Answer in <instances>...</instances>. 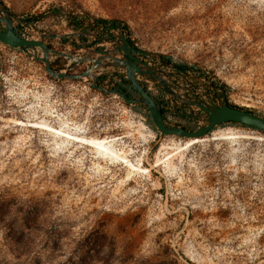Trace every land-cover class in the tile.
<instances>
[{"label": "rangeland", "instance_id": "rangeland-1", "mask_svg": "<svg viewBox=\"0 0 264 264\" xmlns=\"http://www.w3.org/2000/svg\"><path fill=\"white\" fill-rule=\"evenodd\" d=\"M2 1L33 36L78 32L67 26L73 12L123 21L128 32L110 33L192 65L226 102L264 116V0ZM90 31L47 42L75 57L110 45H94L104 33ZM54 64L85 68L67 57ZM90 82L52 78L0 42V264H264V131L216 126L174 156L167 176L155 165L161 143L190 138L161 137L132 104ZM198 124L185 117L182 126ZM221 130L240 137L226 141ZM104 135L119 136L111 146L134 163L130 178L123 163L97 169L93 149L75 137Z\"/></svg>", "mask_w": 264, "mask_h": 264}, {"label": "water", "instance_id": "water-1", "mask_svg": "<svg viewBox=\"0 0 264 264\" xmlns=\"http://www.w3.org/2000/svg\"><path fill=\"white\" fill-rule=\"evenodd\" d=\"M96 35L95 31H78L64 34H49L40 32L33 36L27 30L21 19L14 17L8 7L0 0V42L11 48L23 49L35 60L42 62L46 73L52 78L82 79L91 78L90 86L105 94H119L127 104L140 105L149 114L150 120L163 137L167 135L200 138L209 133L214 127L225 122H236L264 131V116L249 109L230 106L224 100V92L220 85L194 75L187 69L160 55L152 54L132 45L123 33L112 34L104 30V35L95 40L111 41L109 46L84 47L88 53L75 57L70 53L51 47L47 39L69 37L73 34ZM117 39L116 42H113ZM144 57L156 58L157 63L146 61ZM54 57H67L70 62L87 61L88 66L81 72L71 73L55 69L51 65ZM123 71L129 81L135 96H129L126 89L112 82L111 86L99 83V79L113 71ZM137 75L150 80L168 97L173 111L181 116L190 117L199 122L195 128H187L177 124H167L162 116L161 108L155 98L144 88ZM203 86L204 88H196ZM217 86L222 91V99L218 102L212 97L206 87ZM205 97V98H204ZM183 106L184 109H180Z\"/></svg>", "mask_w": 264, "mask_h": 264}, {"label": "bare ground", "instance_id": "bare-ground-1", "mask_svg": "<svg viewBox=\"0 0 264 264\" xmlns=\"http://www.w3.org/2000/svg\"><path fill=\"white\" fill-rule=\"evenodd\" d=\"M136 131L141 135L144 136V131H146V127L143 123L139 122L136 125ZM61 130V129H59ZM67 134V133H65ZM69 134H67L68 136ZM244 137L243 135H241ZM76 140L89 145L93 149V158L94 161L92 162L97 169L101 168L100 163L103 161L107 165H116V164H125L128 166V170L126 171V177L125 179L130 178L132 175V167H134V163L129 162L128 159H126L123 155H121L118 151H116L111 146V142L117 141L119 139V136L115 135H104V136H75ZM236 137H240V135L234 134L233 130H221L220 131V138L224 139L229 142H233L236 140ZM203 138H190L186 139L184 141H177V140H170L171 143H161L159 150L156 153V160L155 165L156 166H162L164 168V173L169 176L175 173L176 167L173 163L174 156H183V150L187 149L191 144L204 140ZM58 147L61 146L62 142H55ZM170 144V147L174 149L173 151H165L167 145ZM172 160V162L170 161ZM138 162L135 164L136 167L140 168L138 165ZM107 168V167H106ZM147 168H142L141 172H146ZM180 177V175H179ZM181 178V177H180ZM178 178V179H180Z\"/></svg>", "mask_w": 264, "mask_h": 264}, {"label": "trees", "instance_id": "trees-1", "mask_svg": "<svg viewBox=\"0 0 264 264\" xmlns=\"http://www.w3.org/2000/svg\"><path fill=\"white\" fill-rule=\"evenodd\" d=\"M54 10H55V12L58 11L57 9H54ZM66 20H67V26L68 27H70L73 30H78V31H90V30H94V29H98L101 32H103L104 30H112V29H119L123 33L129 31L128 25L123 21H120L117 19H107V18H103V17H96L87 11L69 13L66 17ZM24 21H26L29 24H34L33 18L26 17L24 19ZM79 38L82 40H85V37L82 35H79ZM61 39H62V41H67L69 39V37H62ZM128 40L130 41L129 38H128ZM94 42H98V41H94ZM20 50H23V49H20ZM166 59L170 60V57H166ZM54 63H55V61L51 62V65L53 67L55 65ZM181 66L184 67L185 69L189 70V71L200 73L199 69L194 68L192 65L189 66L187 64L181 63ZM193 68H194V70H193ZM128 95L131 96L130 93H128ZM227 103L230 106H237V107H241L244 109L251 110L250 108H247L244 106H239V105H236V104L231 103V102H227ZM135 110L139 113L144 114L147 118V122L152 125L149 114L145 108H143L142 106H135ZM227 123L238 124L242 127H247V128L253 129L252 127H248L246 125L239 124V123L232 122V121L225 122L223 124H227ZM223 124H221V125H223Z\"/></svg>", "mask_w": 264, "mask_h": 264}, {"label": "flooded vegetation", "instance_id": "flooded-vegetation-1", "mask_svg": "<svg viewBox=\"0 0 264 264\" xmlns=\"http://www.w3.org/2000/svg\"><path fill=\"white\" fill-rule=\"evenodd\" d=\"M99 42H94L93 44L95 45V44H98ZM131 43V42H130ZM132 44V43H131ZM143 58L146 60V61H148V62H150V63H153V64H155V63H157L158 62V60L156 59V58H151V57H144L143 56ZM174 62V61H173ZM176 63V62H175ZM177 64V63H176ZM179 65V64H178ZM181 66V65H180ZM137 77H138V80L141 82V84L144 86V88L147 90V88H146V79L147 78H144V77H142V76H140V75H137ZM148 80V79H147ZM112 82H116L117 84H119V85H121V86H123L125 89H126V91H127V93H130L131 94V96H135L136 95V93H135V91L130 87V84H129V81H128V79L126 78V76H125V74H124V72L123 71H121V70H119V71H113V72H111V73H109L107 76H105V77H102V78H100L99 79V83H105L108 87L109 86H111V84H112ZM218 83H216V85H217ZM156 86V85H155ZM193 87H196V88H199L198 86H195V85H192ZM157 87V86H156ZM158 88V87H157ZM158 90H159V96H155V95H152L149 91V93L155 98V100L159 103V106H160V108H161V113H162V116H163V113H164V107L165 106H169V107H171V110L173 111V109H172V106H171V103H170V101H169V99H168V97L166 96V94L162 91V90H160L159 88H158ZM206 90H208V91H211L210 93H212V94H215V95H222V91H220V89L217 87V86H215V87H213V88H208V87H206ZM125 102V101H124ZM137 106H140V105H137ZM179 108L180 109H184L183 108V106H179ZM173 113L174 114H176L174 111H173ZM177 116H180V117H182V118H185V116H181V115H178V114H176ZM188 118H190V117H188Z\"/></svg>", "mask_w": 264, "mask_h": 264}, {"label": "built area", "instance_id": "built-area-1", "mask_svg": "<svg viewBox=\"0 0 264 264\" xmlns=\"http://www.w3.org/2000/svg\"><path fill=\"white\" fill-rule=\"evenodd\" d=\"M146 88L147 91H149L152 95L159 96L158 88L150 80L147 79H146ZM163 118L167 124H177L181 126L183 125L184 118L174 114L173 111L171 110V107H169L168 105L164 107Z\"/></svg>", "mask_w": 264, "mask_h": 264}, {"label": "crops", "instance_id": "crops-1", "mask_svg": "<svg viewBox=\"0 0 264 264\" xmlns=\"http://www.w3.org/2000/svg\"><path fill=\"white\" fill-rule=\"evenodd\" d=\"M35 37H36V36H35ZM48 44H49V43H48ZM58 58H60V57H54V59H53L51 62L55 61V60L58 59ZM81 64H82L84 67H87V66L89 65L87 61H82ZM135 106H137V105H132V107H133L134 109H135Z\"/></svg>", "mask_w": 264, "mask_h": 264}]
</instances>
